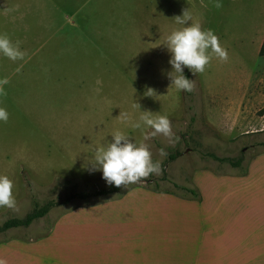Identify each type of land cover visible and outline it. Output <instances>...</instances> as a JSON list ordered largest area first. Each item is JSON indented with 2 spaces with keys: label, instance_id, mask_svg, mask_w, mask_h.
<instances>
[{
  "label": "rangeland",
  "instance_id": "obj_1",
  "mask_svg": "<svg viewBox=\"0 0 264 264\" xmlns=\"http://www.w3.org/2000/svg\"><path fill=\"white\" fill-rule=\"evenodd\" d=\"M184 10L228 57L213 53L202 73L185 68L190 92L170 85L162 45L184 27L175 20ZM263 19L264 0H0V34L8 30L25 53L15 61L0 54V107L9 114L0 121V174L12 179L16 200L15 208L0 206V225L34 202L55 203L0 238L34 237L44 246L42 264H98L100 224L145 220L149 202L178 211L241 190L250 207L264 206ZM145 110L167 115L175 134L173 142L148 141L159 174L96 194L111 185L89 164L94 151L115 131L141 141L133 125ZM210 154L241 161L232 166ZM106 233L114 238L115 230Z\"/></svg>",
  "mask_w": 264,
  "mask_h": 264
},
{
  "label": "crops",
  "instance_id": "obj_2",
  "mask_svg": "<svg viewBox=\"0 0 264 264\" xmlns=\"http://www.w3.org/2000/svg\"><path fill=\"white\" fill-rule=\"evenodd\" d=\"M2 31L9 37L8 30ZM263 37L264 21L258 49ZM249 202L241 190L216 192L209 206L178 211L149 202L145 220L100 224L98 264H264V206L250 207ZM57 226L50 231L53 236ZM112 228L114 238L106 233ZM13 237L0 238V264H42L41 242Z\"/></svg>",
  "mask_w": 264,
  "mask_h": 264
},
{
  "label": "clouds",
  "instance_id": "obj_3",
  "mask_svg": "<svg viewBox=\"0 0 264 264\" xmlns=\"http://www.w3.org/2000/svg\"><path fill=\"white\" fill-rule=\"evenodd\" d=\"M176 23L184 27L172 31L164 40V45L170 54L168 63L171 71L167 73L176 89L190 92L194 87V80L184 74L187 68L191 73H202L212 59L213 53L220 60H227V52L223 49L218 37L211 29L202 30L200 23H189L190 14L184 10L182 15L175 17ZM0 54L15 61L23 59L25 53L20 50L18 42L13 44L6 34H0ZM6 83V81L0 82ZM146 92H154L147 88ZM145 110L139 121L133 125L141 129L142 140L136 141L121 131L111 134L112 140L106 147H99L94 151V156L89 162L92 169L102 173V179L116 187L141 182L152 174H159L161 162L152 159L150 141L157 135H163L169 142H173L174 133L171 121L167 115H152ZM8 112L0 107V121L8 120ZM124 119H127L126 115ZM160 155L166 153L160 149ZM14 184L12 179L0 174V206L15 208Z\"/></svg>",
  "mask_w": 264,
  "mask_h": 264
},
{
  "label": "trees",
  "instance_id": "obj_4",
  "mask_svg": "<svg viewBox=\"0 0 264 264\" xmlns=\"http://www.w3.org/2000/svg\"><path fill=\"white\" fill-rule=\"evenodd\" d=\"M258 55L259 56H264V37H263L262 43L260 45ZM184 74L187 77V72L186 71L184 72ZM210 156L213 157L216 160H220L221 162L227 161L232 166H238L240 164V161H241L240 158H238L236 160H232V159H229V158H217L216 156L211 155V154H210ZM181 188H184V187H181ZM115 190H116V187H114V185H111V187L109 189L97 191L96 194H98V195H100V194H107V193L112 192V191H115ZM189 191H191V190H189ZM191 192L193 193V191H191ZM75 196L80 197V198H86L89 195H87L86 193H78V194L74 195V197ZM54 205H55L54 201H47L46 203H43V204H38L37 202H34V206H33L32 210L30 212H28L24 217H22V218H8V219H6L0 225V232H3V231H5L7 229H10V228L27 227L34 220H36L38 218H41L45 214H47V212Z\"/></svg>",
  "mask_w": 264,
  "mask_h": 264
}]
</instances>
